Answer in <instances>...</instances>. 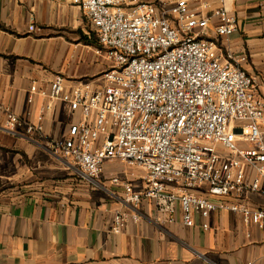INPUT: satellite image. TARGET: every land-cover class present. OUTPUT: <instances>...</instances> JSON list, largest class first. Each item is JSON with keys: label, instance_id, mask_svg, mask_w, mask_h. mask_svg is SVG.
<instances>
[{"label": "built area", "instance_id": "1", "mask_svg": "<svg viewBox=\"0 0 264 264\" xmlns=\"http://www.w3.org/2000/svg\"><path fill=\"white\" fill-rule=\"evenodd\" d=\"M73 1L109 63L104 85L68 87L62 74L49 90L34 83L29 104L36 96L48 101L37 123L0 104V125L4 119L10 135L35 142L46 112L65 103L80 119L49 149L83 179L94 182L118 160L144 172L143 191L113 180L123 202L138 211L152 201L157 223H176L180 212L185 227L200 217L209 231L210 217L228 212L264 228V207L246 201L250 193L264 195V101L244 69L248 58L227 46L238 25L227 0L215 9L206 0H177L168 10L142 0ZM130 219L141 218L118 212L112 231L122 233Z\"/></svg>", "mask_w": 264, "mask_h": 264}, {"label": "crops", "instance_id": "2", "mask_svg": "<svg viewBox=\"0 0 264 264\" xmlns=\"http://www.w3.org/2000/svg\"><path fill=\"white\" fill-rule=\"evenodd\" d=\"M142 1L168 10L177 0ZM206 1L220 7L221 0ZM227 5L238 21L227 46L248 58L244 69L264 101V0H227ZM217 25L211 22L212 37ZM98 50V39L73 0H0V104L37 123L48 101L36 96L29 104L33 84L49 90L62 74L68 87L84 82L102 87L109 63ZM79 119L67 104L53 103L44 135L35 142L10 135L1 120L0 264H264V228L240 215L213 214L209 231L200 217L195 227H185L180 212L176 223L161 224L152 201L144 200L135 211L113 183L128 180L143 191L142 170L115 160L94 182L83 179L49 149ZM246 201L264 207L263 194L250 193ZM118 212L141 219H130L116 234Z\"/></svg>", "mask_w": 264, "mask_h": 264}, {"label": "rangeland", "instance_id": "3", "mask_svg": "<svg viewBox=\"0 0 264 264\" xmlns=\"http://www.w3.org/2000/svg\"><path fill=\"white\" fill-rule=\"evenodd\" d=\"M99 49H101V47L99 46ZM109 68V67H108Z\"/></svg>", "mask_w": 264, "mask_h": 264}]
</instances>
